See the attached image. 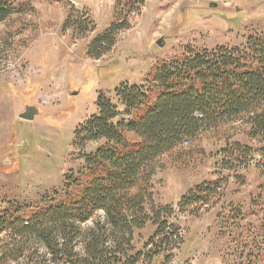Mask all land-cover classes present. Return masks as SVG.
Wrapping results in <instances>:
<instances>
[{
    "label": "rangeland",
    "instance_id": "374dc122",
    "mask_svg": "<svg viewBox=\"0 0 264 264\" xmlns=\"http://www.w3.org/2000/svg\"><path fill=\"white\" fill-rule=\"evenodd\" d=\"M75 1L73 6L64 0H20L16 12L0 24L2 203L38 206L46 195L62 193L66 177L78 175L83 157L101 144L81 148L75 141L78 124L98 114L99 94L117 104L111 91L124 82L142 86L157 61L180 56L188 46L234 48L249 36L264 34V0H146L139 15L127 17L130 28L116 33L113 47L97 59L86 48L112 25L117 0ZM71 7L90 21L79 36L63 30ZM160 39L163 47L156 45ZM28 106L39 110L32 122L19 118ZM249 133L238 122L163 157L151 192L157 206L172 209L169 218H161L171 227L153 247L148 243L157 227L151 222L134 229L132 236L119 235L117 258L126 263L143 254L137 264H150L148 255L155 251L159 259L167 257L164 264H264V137ZM234 142L250 149L244 164L225 156ZM213 182L218 189L207 204L181 211L184 195ZM132 219L139 224L143 218L136 213ZM97 223L106 224L103 212L82 229H94ZM84 236H75V264L86 255ZM107 239L111 249L118 245L110 231ZM9 240L2 236L0 264H55L47 246L35 239L25 242L18 260L4 258Z\"/></svg>",
    "mask_w": 264,
    "mask_h": 264
},
{
    "label": "trees",
    "instance_id": "16d2710c",
    "mask_svg": "<svg viewBox=\"0 0 264 264\" xmlns=\"http://www.w3.org/2000/svg\"><path fill=\"white\" fill-rule=\"evenodd\" d=\"M18 1L0 0V24L16 12ZM145 2L117 0L112 25L87 46V55L99 59L107 54L115 34L130 28L127 17L133 12L139 15ZM89 23L71 7L63 30L79 36L88 31ZM110 94L117 104L99 94L95 101L98 114L78 124L75 141L81 148L90 142L101 144L83 157L85 166L78 175L66 177L62 193L46 195L38 206L4 202L0 242L3 235L10 237L1 253L4 258L18 260L24 256L25 242L35 239L47 246L55 264H75L73 243L78 234L85 235L82 264H137L143 254L126 263L117 258L118 236H132L134 229L151 222L157 227L148 243L153 247L171 227L161 218H169L172 209L157 206L151 192L159 161L185 151L207 133L238 122L250 128V137H264V34L249 36L234 48L188 46L180 56L157 61L142 86L124 82ZM228 147L226 158L246 162L248 147L236 142ZM218 185L194 187L182 197L181 211L207 204ZM99 212L105 214L106 224L83 231L82 225ZM136 213L143 218L139 224L132 219ZM108 231L118 243L112 249L107 246ZM152 252L147 258L150 264L166 262L167 257L159 259V253Z\"/></svg>",
    "mask_w": 264,
    "mask_h": 264
},
{
    "label": "water",
    "instance_id": "95a60500",
    "mask_svg": "<svg viewBox=\"0 0 264 264\" xmlns=\"http://www.w3.org/2000/svg\"><path fill=\"white\" fill-rule=\"evenodd\" d=\"M162 39L156 42V45L159 47H163ZM39 115L38 108L34 106H28L25 108V111L19 115V118L23 121L32 122Z\"/></svg>",
    "mask_w": 264,
    "mask_h": 264
},
{
    "label": "built area",
    "instance_id": "2783aa9c",
    "mask_svg": "<svg viewBox=\"0 0 264 264\" xmlns=\"http://www.w3.org/2000/svg\"><path fill=\"white\" fill-rule=\"evenodd\" d=\"M67 3H70L71 5H76V1L75 0H64ZM1 61V60H0ZM1 66V65H0ZM1 73V72H0ZM5 209V204L0 202V210H4Z\"/></svg>",
    "mask_w": 264,
    "mask_h": 264
}]
</instances>
